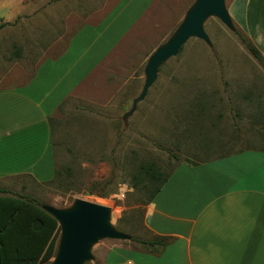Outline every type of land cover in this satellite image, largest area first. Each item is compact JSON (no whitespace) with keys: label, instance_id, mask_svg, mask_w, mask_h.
Wrapping results in <instances>:
<instances>
[{"label":"rangeland","instance_id":"rangeland-1","mask_svg":"<svg viewBox=\"0 0 264 264\" xmlns=\"http://www.w3.org/2000/svg\"><path fill=\"white\" fill-rule=\"evenodd\" d=\"M118 2L0 0V91L29 81L82 23L110 18ZM195 2L151 0L115 50L49 118L54 179L38 183L21 176L7 189L56 208L76 199L110 208L111 223L130 240L98 241L85 264H103L113 247L150 250L135 241L155 237L144 220L149 202L133 186L141 164L154 163L166 173L187 159L191 163L200 143L218 137L264 148V68L240 40L239 34L246 36L240 14L232 28L207 18L203 29L210 43L189 38L135 102L149 57L174 35ZM233 2H224L229 17ZM121 10L122 19L131 20L137 9Z\"/></svg>","mask_w":264,"mask_h":264},{"label":"crops","instance_id":"crops-1","mask_svg":"<svg viewBox=\"0 0 264 264\" xmlns=\"http://www.w3.org/2000/svg\"><path fill=\"white\" fill-rule=\"evenodd\" d=\"M150 2L119 0L116 8L137 9L131 20L115 8L110 18L82 23L29 81L0 91V189L21 176L38 183L54 178L49 118L115 50ZM237 14L264 58V0H234L231 20ZM262 150L225 137L201 143L192 162L176 165L145 209L150 233L171 237V243L160 253L113 247L103 264H264Z\"/></svg>","mask_w":264,"mask_h":264},{"label":"water","instance_id":"water-1","mask_svg":"<svg viewBox=\"0 0 264 264\" xmlns=\"http://www.w3.org/2000/svg\"><path fill=\"white\" fill-rule=\"evenodd\" d=\"M225 0H196L187 12L174 35L158 47L145 67L146 82L135 102L140 101L156 79L158 67L178 54L189 38L195 37L210 43L203 25L210 16L218 18L232 28L231 18L224 6ZM134 102V103H135ZM60 227L57 248L51 264H85L93 259L94 244L104 239L130 240V236L117 230L111 223V210L107 206L76 199L66 208L41 205Z\"/></svg>","mask_w":264,"mask_h":264},{"label":"trees","instance_id":"trees-1","mask_svg":"<svg viewBox=\"0 0 264 264\" xmlns=\"http://www.w3.org/2000/svg\"><path fill=\"white\" fill-rule=\"evenodd\" d=\"M239 37L247 51L264 68V58L259 50L247 36L239 34ZM184 162L189 163V159ZM173 170L174 167L164 173L154 163L141 164L132 176L133 186L143 192L148 203L159 193ZM59 233L58 223L41 209L37 200L0 189V264L46 263L55 255ZM135 241L160 253L171 243L172 238L155 236L153 240Z\"/></svg>","mask_w":264,"mask_h":264}]
</instances>
